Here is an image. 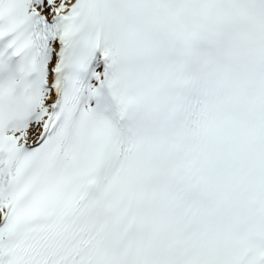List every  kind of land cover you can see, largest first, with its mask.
<instances>
[{
  "label": "snow or ice",
  "instance_id": "obj_1",
  "mask_svg": "<svg viewBox=\"0 0 264 264\" xmlns=\"http://www.w3.org/2000/svg\"><path fill=\"white\" fill-rule=\"evenodd\" d=\"M0 264H264V0H0Z\"/></svg>",
  "mask_w": 264,
  "mask_h": 264
}]
</instances>
